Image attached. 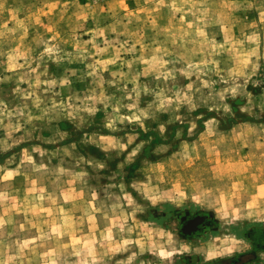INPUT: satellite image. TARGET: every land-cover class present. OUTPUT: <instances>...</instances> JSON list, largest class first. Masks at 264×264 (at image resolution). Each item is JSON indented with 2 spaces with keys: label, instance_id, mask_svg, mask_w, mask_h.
<instances>
[{
  "label": "rangeland",
  "instance_id": "rangeland-1",
  "mask_svg": "<svg viewBox=\"0 0 264 264\" xmlns=\"http://www.w3.org/2000/svg\"><path fill=\"white\" fill-rule=\"evenodd\" d=\"M253 230L264 0H0V264H215Z\"/></svg>",
  "mask_w": 264,
  "mask_h": 264
},
{
  "label": "flooded vegetation",
  "instance_id": "flooded-vegetation-1",
  "mask_svg": "<svg viewBox=\"0 0 264 264\" xmlns=\"http://www.w3.org/2000/svg\"><path fill=\"white\" fill-rule=\"evenodd\" d=\"M211 223L202 214L189 215L181 220L180 230L186 237H198L206 230L211 229ZM252 243V251L238 255L234 259H223L215 264H249L251 262H244L245 258H255L258 252H264V237L261 236L260 231L253 230L248 236Z\"/></svg>",
  "mask_w": 264,
  "mask_h": 264
}]
</instances>
